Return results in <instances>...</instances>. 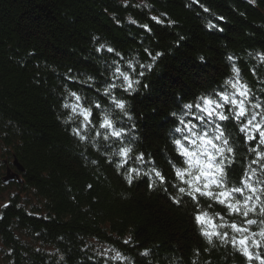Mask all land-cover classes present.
<instances>
[{
	"label": "trees",
	"instance_id": "trees-1",
	"mask_svg": "<svg viewBox=\"0 0 264 264\" xmlns=\"http://www.w3.org/2000/svg\"><path fill=\"white\" fill-rule=\"evenodd\" d=\"M262 57L264 0H0V161L6 156L12 163L17 156L28 167L26 186L40 201L33 207L17 193L0 209V237L9 249L4 260L260 264L256 257L264 259V240L251 234L264 227L259 211L264 191L250 201L257 206L247 217L257 221L250 226L245 217L229 215L223 206L200 199L213 223H222L215 217L219 212L225 221L249 229V260L231 243L233 237L243 238L240 233L220 228L229 242L213 237L209 243L194 221L193 201L185 195L174 203L179 181L172 165L185 166L173 144L187 134L175 131L185 127L179 118L192 121L197 132L207 131L209 136L221 124L235 150L228 154V186L240 187L247 179L264 189V145L254 128L240 131L254 114L259 113L256 124L264 123V107H254L264 106ZM233 66L250 90V115L236 120L227 105L229 120L201 121L199 109L183 107L202 95L231 93L225 81L235 80ZM117 68L139 81L132 91L122 87ZM111 84L117 87L106 95L104 88ZM71 92L96 114L92 124L81 127L87 140L73 132L81 118L64 107L75 103ZM111 96L124 101V110L115 107ZM105 114L116 129H123L121 138L96 135L104 131L98 124ZM249 135L256 139L249 140ZM124 146L132 148L133 157L144 154L143 162L131 159L126 165L142 173L132 183L125 179V169L116 167L121 158L115 153ZM153 168L166 176V183L156 180ZM4 169L0 168V191L5 189ZM244 195L253 194L246 189ZM236 199L243 196L237 194ZM37 241L55 252L38 251L33 246Z\"/></svg>",
	"mask_w": 264,
	"mask_h": 264
},
{
	"label": "snow or ice",
	"instance_id": "snow-or-ice-1",
	"mask_svg": "<svg viewBox=\"0 0 264 264\" xmlns=\"http://www.w3.org/2000/svg\"><path fill=\"white\" fill-rule=\"evenodd\" d=\"M153 19H157L153 17ZM159 22V21H158ZM211 26V25H210ZM147 27V26H145ZM103 46H101L102 48ZM100 49H98L99 51ZM109 52L113 49L109 48ZM158 55V54H157ZM264 58V57H262ZM155 59V57H153ZM229 59H232L229 57ZM150 67V65L148 66ZM116 72L122 77L125 91H132L133 85L139 83V81H133L131 76L122 72L119 68L116 69ZM233 73L235 75V80L228 79L225 81L226 84L230 85L233 91L231 93L221 90L219 92L202 95L197 97L193 103L184 104V108L192 109L197 108L202 113L198 117L199 120L203 121L205 117L212 119L215 118L219 121H227L230 119L228 115L225 114V109L227 105H231L230 109L234 113V118L236 120H241L248 115L247 102L250 95V90L247 84L240 81V70L233 66ZM91 79V78H89ZM117 87L115 84H111L108 87L104 88V93L110 95L111 89ZM75 98V103L72 105L65 104V108H71V111L81 118V125L73 129V132L81 140H87L88 137L81 132V127L87 128L92 124L93 120L96 118V114L93 112L92 107H84L81 103V97L76 92H71ZM112 101L115 104L116 108L124 110L125 103L123 100L111 96ZM96 108H99L100 105H95ZM254 107L261 108L264 107L260 104H255ZM175 116V113H173ZM256 115H252L251 119H248L247 122L240 128V131H248L250 128H254L259 133V143L264 145V123L254 124L253 121L256 119ZM72 119V117H69ZM181 123L185 125L184 128H176L177 132L187 131L186 135H183L181 138L174 139L173 144L175 151L178 156L182 158L183 167H177L172 165L175 177L178 179L179 183L174 187L177 190L178 195L172 197L174 203L179 204L181 202V197L188 196L193 203L195 204L194 209V221L201 226V234L208 239L211 243L213 237L220 239L222 243H228V233L220 232L218 229L229 227L234 232L240 233L243 238L237 240L235 237L232 238L231 243L233 246L239 245V250L251 260L253 258L252 252L248 248L249 236L245 233L249 232L247 227L237 225L234 221L227 222L224 219V216L221 213L217 212L215 217H218L222 223L219 225L213 223L214 218L209 215V213L203 210L200 207V199L206 198L215 204L223 206L226 209L229 215H241L245 217V223L247 225L256 224L257 221L254 219H247L250 212H255L257 206L255 203H250L253 200L254 194L258 191H264V189H257L253 187L247 179H243L240 187H229L227 183L228 165L232 163V159L228 154L233 153L235 150L230 146L229 140L225 135V130L221 124L215 125V135L209 136L207 131H196L197 125H194L192 121H183ZM99 129H103V132L96 131L97 136H101L104 140H108L110 137L121 138L123 134V129H116L114 121L109 118L107 114L99 121ZM249 140H255L256 137L249 135ZM219 141V143H217ZM132 148L130 146H124L119 149L116 155L121 159L116 164L118 169H125L126 175L125 179L128 183H132V180L136 176H140L142 173L139 168L136 167H126L129 160L135 159L137 161H144V154L140 153L139 155L132 156ZM261 158H264L262 155ZM95 163V162H94ZM148 175L149 173H143ZM151 174L154 175L156 180L159 183L164 184L167 182V178L159 170L153 168ZM154 180L153 183L156 182ZM153 185H150V187ZM248 190L253 195H244L245 190ZM237 194L243 196V200L236 199ZM257 201L260 200L259 196H255ZM260 214L264 215V201H260ZM264 224V221L260 222ZM206 225H211V230L208 229ZM253 237L259 235L262 240H264V227L261 228L260 232L252 233ZM252 243L256 246H259V241L252 240ZM147 253H145L146 255ZM256 259L260 260V264H264V259L257 256Z\"/></svg>",
	"mask_w": 264,
	"mask_h": 264
},
{
	"label": "rangeland",
	"instance_id": "rangeland-1",
	"mask_svg": "<svg viewBox=\"0 0 264 264\" xmlns=\"http://www.w3.org/2000/svg\"><path fill=\"white\" fill-rule=\"evenodd\" d=\"M253 1L254 3L257 2V0H251ZM256 124V123H254ZM253 131V130H252ZM249 132H251V128L249 129ZM14 157H17V156H14ZM2 163V167H0L2 170L3 168L4 169V173H3V178H2V187H5L4 189V193H0V209L2 207H4L6 204H8V202L10 201L11 197H13L14 195H16L17 193H19V195L21 196V198H28L29 201L31 202L30 204H32L33 207H37L39 206V200L34 197L32 194H31V189L30 187L26 186V182H25V179L23 177V179H21L20 177H13V174L12 172L8 169L10 168L9 166L11 165V163H9L8 161V157H4L3 159H1L0 161V165ZM12 169V168H10ZM17 178V179H16ZM18 184H21L23 185L25 188L23 189H18ZM28 185V183H27ZM23 239L25 240V243L26 244H30V241H29V237L27 236H24ZM33 246L35 248H37L38 251H42V252H48V255L50 254V252H55L54 251V248L52 246H48L46 245L45 243L42 244V241H37L35 243H33ZM7 249V247H6ZM5 249V245L3 243V240L2 238L0 237V264H9L8 261L4 260V257L6 256V253L9 249L6 250Z\"/></svg>",
	"mask_w": 264,
	"mask_h": 264
},
{
	"label": "bare ground",
	"instance_id": "bare-ground-1",
	"mask_svg": "<svg viewBox=\"0 0 264 264\" xmlns=\"http://www.w3.org/2000/svg\"><path fill=\"white\" fill-rule=\"evenodd\" d=\"M220 86H224V85H220ZM216 89L218 90V88H215V90ZM249 114H250V112H249ZM227 115L231 118L229 113ZM178 121L180 122L181 118H179ZM255 122H259V118L257 115H256V119L253 121V123H255ZM9 167L12 168V169H10V168H8V169L12 172L13 177H15V175H16L17 178L20 177L21 179H23L24 174L28 171V167L24 166L17 157L14 158V160L12 161V163ZM0 192L4 193V190H2Z\"/></svg>",
	"mask_w": 264,
	"mask_h": 264
}]
</instances>
